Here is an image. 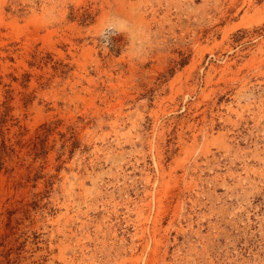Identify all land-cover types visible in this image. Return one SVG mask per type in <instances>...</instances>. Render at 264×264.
<instances>
[{"label": "rangeland", "instance_id": "374dc122", "mask_svg": "<svg viewBox=\"0 0 264 264\" xmlns=\"http://www.w3.org/2000/svg\"><path fill=\"white\" fill-rule=\"evenodd\" d=\"M0 264H264V0H0Z\"/></svg>", "mask_w": 264, "mask_h": 264}]
</instances>
